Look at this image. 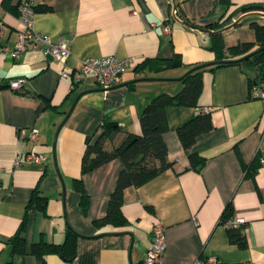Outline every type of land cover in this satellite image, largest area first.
<instances>
[{
	"label": "crops",
	"instance_id": "crops-1",
	"mask_svg": "<svg viewBox=\"0 0 264 264\" xmlns=\"http://www.w3.org/2000/svg\"><path fill=\"white\" fill-rule=\"evenodd\" d=\"M231 1L230 13L242 6L264 7V0ZM1 3L0 264H44L31 253L32 246L42 241L64 246L69 228L78 235L74 259L68 262L53 252L46 255V264H141L158 223L166 237L158 264H264V100L251 97L250 78L255 76L238 64L207 68L199 108H167L164 139L173 167L138 188L126 189V225L96 227L94 221L107 212L122 164L114 160L82 174L89 142L96 140L104 120L117 126L108 148L140 134L141 113L154 97L177 94L183 88L181 79L193 67L219 60L212 34L175 20L174 0H38L34 29L55 42L70 40L71 56L66 65L39 51H24L15 58L12 51L22 26L18 15ZM175 3L179 15L201 27L224 20L220 0ZM20 4L12 0L18 11ZM251 20L264 24V17L249 18L224 32L226 48L256 41ZM166 25L170 32L164 30ZM175 54L182 57L180 67L160 72L140 67L146 59L167 60ZM102 56L131 58L135 65L106 92L93 79L74 84L61 76L65 66L74 73L81 60ZM17 79L24 81V92L9 87ZM204 108L210 111L213 128L187 151L177 129ZM32 128L39 131L34 149L46 161L24 160L16 167V157L32 147L20 132L24 129L26 135ZM190 152L205 158L201 171L191 167ZM257 155L261 166L250 175L242 161L249 167ZM77 179L83 180L90 196L86 212ZM35 189L48 198L45 212L26 210ZM229 203L232 216L245 221V248L229 241L221 221ZM22 224L27 252L13 254L9 239Z\"/></svg>",
	"mask_w": 264,
	"mask_h": 264
},
{
	"label": "trees",
	"instance_id": "trees-1",
	"mask_svg": "<svg viewBox=\"0 0 264 264\" xmlns=\"http://www.w3.org/2000/svg\"><path fill=\"white\" fill-rule=\"evenodd\" d=\"M1 5L6 11L12 12L15 15L19 14L18 6H13L12 0H2ZM231 7V0H220L219 9L222 13L221 18H224V20L215 24L206 25L205 27L218 30L230 25L243 14L251 11H264V7L260 6H242L230 13ZM38 10H40V8L37 6L36 12ZM181 16L183 17V15ZM189 22L194 28H201L200 25L192 21ZM250 26L255 30L256 41L239 43L230 48L225 47L224 34H213L212 49L218 54L219 60L212 65H197L193 67L192 70L181 79L183 88L177 94L170 95L163 93L154 97L141 113V133L129 136L122 146L118 148L107 147L110 134L117 126L110 121H103L100 134L94 142H89L86 148L82 161V174L89 173L114 160H119L121 162L122 169L118 175L116 187L109 198L105 216L94 221L96 227L105 225L121 227L126 225L128 220L122 210L126 189L130 187L138 188L173 167V163L168 157V146L164 139V133L169 129L167 108L169 106L199 108V98L203 91V73L207 68L213 71L225 65L238 64L247 70L253 69L255 71V77L250 78V92L252 98H254L252 95V88L254 86H264V24L262 25L255 20H251ZM255 51L258 52L244 62L240 61V59H233L238 56L245 57ZM226 52H228V55L224 57ZM183 64L182 57L175 54L172 59L167 60L146 59L140 67L148 68L151 72H160L162 70L180 67ZM212 128L213 123L210 111L208 113L200 111L196 117L179 127L177 133L183 147L185 150L189 151L195 144L197 138L212 130ZM189 160L192 168L201 171L205 163L204 157L196 152H190ZM242 164L250 175H255L261 166L260 157L257 155L249 167L244 164L243 161ZM75 187L81 195L80 204L82 210L86 212L89 206L90 196L83 180L77 179L75 181ZM47 202L48 198L35 189L26 210L28 212L31 208H36L45 212ZM150 210L153 209L150 208ZM232 215L233 207L232 204L229 203L222 214V223ZM22 227L23 224L15 235L9 239V242L13 245V254H24L27 252L24 238L21 235ZM227 229L229 241L231 243L241 248L247 246L246 238L241 228ZM76 236L78 235L69 228L64 246L48 244L42 241L32 246L31 253L40 258L44 264H46V255L53 252L59 253L63 259L71 262L76 255L74 249ZM11 263V261L8 262V264ZM141 264H144V262Z\"/></svg>",
	"mask_w": 264,
	"mask_h": 264
},
{
	"label": "built area",
	"instance_id": "built-area-1",
	"mask_svg": "<svg viewBox=\"0 0 264 264\" xmlns=\"http://www.w3.org/2000/svg\"><path fill=\"white\" fill-rule=\"evenodd\" d=\"M38 0H21L19 7L18 20L22 29L19 33V41L17 46L12 51L15 58H19L24 51H39L46 58L60 61L66 65L67 59L71 56L70 40L62 39L58 42L46 34L37 32L34 29V17L36 15V7ZM174 19L178 16L177 12L173 11ZM166 32L171 31V26L166 25ZM3 28L0 26V34ZM228 55V52H226ZM135 65L131 58L119 59L116 56H102L98 58H86L81 60L80 67L74 73L67 69V66L61 72V76L65 79H72L74 84L82 82L84 79L95 80L106 92L114 87L121 79L122 75ZM24 81L22 79L12 80L9 82V87L16 92H24ZM252 95L256 99L264 100V86H254ZM203 113H208L209 109L204 108ZM25 130H21L20 136L27 141L32 147L18 155L15 159V166L19 167L23 161L34 163H44L46 157L37 153L34 149L35 143L39 139V131L35 128L29 130L28 134H24ZM263 162V160H262ZM4 172V167L0 165V175ZM226 228L239 229L245 225L244 219L241 217L231 216L223 221ZM166 249L165 228L160 224H156L153 229L152 246L148 249L144 264H158Z\"/></svg>",
	"mask_w": 264,
	"mask_h": 264
},
{
	"label": "water",
	"instance_id": "water-1",
	"mask_svg": "<svg viewBox=\"0 0 264 264\" xmlns=\"http://www.w3.org/2000/svg\"><path fill=\"white\" fill-rule=\"evenodd\" d=\"M174 10L177 12L178 16L180 17V19H178L176 17L175 20L181 22L182 24H184V25H186L188 27H193V25L186 18H184L181 15H179L178 7H177V4L175 3V0H174ZM255 17H264V12H261V11H251L249 13L243 14L238 19H236L233 23H231L230 25L225 26V27H223L221 29H218V30H211V29H208L206 27H201V28H198V29H201L202 31H204V32H206L208 34H212V35L213 34H223L224 32H226V31H228L230 29H233V28L237 27L244 20L249 19V18H255ZM257 52L258 51H255L253 53H250L249 55L241 58L240 61H242V62L246 61L247 59H249L252 55L256 54ZM5 85H8V84L7 83H4L3 86H5Z\"/></svg>",
	"mask_w": 264,
	"mask_h": 264
},
{
	"label": "rangeland",
	"instance_id": "rangeland-1",
	"mask_svg": "<svg viewBox=\"0 0 264 264\" xmlns=\"http://www.w3.org/2000/svg\"><path fill=\"white\" fill-rule=\"evenodd\" d=\"M252 76H255V71L253 69H248Z\"/></svg>",
	"mask_w": 264,
	"mask_h": 264
}]
</instances>
